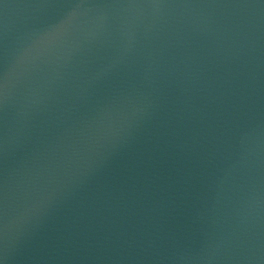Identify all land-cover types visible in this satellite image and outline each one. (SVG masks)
Listing matches in <instances>:
<instances>
[{
  "label": "water",
  "instance_id": "95a60500",
  "mask_svg": "<svg viewBox=\"0 0 264 264\" xmlns=\"http://www.w3.org/2000/svg\"><path fill=\"white\" fill-rule=\"evenodd\" d=\"M0 264H264V0H0Z\"/></svg>",
  "mask_w": 264,
  "mask_h": 264
}]
</instances>
